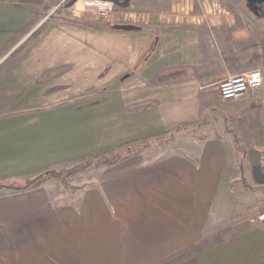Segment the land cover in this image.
<instances>
[{
    "label": "crops",
    "instance_id": "obj_1",
    "mask_svg": "<svg viewBox=\"0 0 264 264\" xmlns=\"http://www.w3.org/2000/svg\"><path fill=\"white\" fill-rule=\"evenodd\" d=\"M64 1H0V62L43 28L0 73V180L180 127L207 136L74 190L1 191L0 264H264V220L250 216L264 196V78L236 99L216 90L264 76V21L246 0H131L122 30L94 23L84 0L53 14Z\"/></svg>",
    "mask_w": 264,
    "mask_h": 264
},
{
    "label": "rangeland",
    "instance_id": "obj_2",
    "mask_svg": "<svg viewBox=\"0 0 264 264\" xmlns=\"http://www.w3.org/2000/svg\"><path fill=\"white\" fill-rule=\"evenodd\" d=\"M62 6V5H61ZM61 6L57 9H54V13H60V8ZM63 7V6H62ZM79 9H83V3L80 4V6H78ZM117 10L123 12V15H119L118 17L120 18H109V19H102L99 18L96 14L95 11L90 10V9H83L82 11H88L91 13H95L97 16V19L95 20L94 23H99V26H105V27H114L116 26L118 28V26L121 25H126L128 23V15L125 13L127 12V8H122V7H118ZM72 16H70L71 18ZM73 19V18H72ZM119 29V28H118ZM38 39L35 38L34 40ZM34 40H28V42L25 43V48L24 50L16 55L14 58H18V56L22 55L27 48L30 47V45L34 42ZM11 54V53H10ZM9 54V55H10ZM9 55L3 59L1 63H5V69L3 71H5L7 69V67L10 66L11 61L9 58ZM2 71V72H3ZM1 73V72H0ZM186 130L183 132H180L178 134L172 135V138H166V140L163 141H157L154 142L153 144L150 145V148L146 151H144L143 153H146V155L149 158H159L162 157L164 154H168V153H175V152H188L190 150L189 147H191L190 145L192 143H195L198 139L204 138L205 134L203 133H199V131L193 127H186ZM121 153L123 152L122 150L120 151ZM89 167V168H88ZM248 168V167H247ZM51 170V169H50ZM97 169H94V167L91 166H87L83 163L80 162H74L71 163L69 165H65V166H60V167H56L54 170L52 169L51 172H53V174H57L58 178L52 179L47 183H52L55 182L56 186L58 188H63V189H77L79 187V184L82 183V177L85 175H88L94 171H96ZM50 172V173H51ZM247 178L249 179V182L253 185L256 184L257 182V171L254 169V166L251 168L247 169V174H246ZM26 181H21L20 179L17 180H8V181H3V183H6L7 185H11V186H20V185H24ZM46 183V184H47ZM256 195V194H255ZM254 201L255 203H252V206H256V208L254 207V211H251L252 213L250 214V216L254 219L259 221L260 217L262 215H264V211L262 210V206L260 203H263L264 201V196H254ZM263 221V220H260Z\"/></svg>",
    "mask_w": 264,
    "mask_h": 264
},
{
    "label": "trees",
    "instance_id": "obj_3",
    "mask_svg": "<svg viewBox=\"0 0 264 264\" xmlns=\"http://www.w3.org/2000/svg\"><path fill=\"white\" fill-rule=\"evenodd\" d=\"M0 1H4V0H0ZM22 1H27V0H22ZM29 1H31V0H29ZM32 1H36L38 3H44L45 2V0H32ZM71 1H73V0H65L63 2L62 6L63 7L66 6ZM42 29L43 28H40L38 31H36L28 40H34L35 38H37L41 34ZM28 40L26 42H28ZM24 46H25V44L17 47L9 55V58H10L9 61L14 60L15 59L14 57L16 55L20 54L24 50V48H25ZM5 65H6L5 63L0 64V72H2L5 69ZM185 128L186 127H180L178 129H176L174 132H168V133L156 135V136H153V137H150L147 139H143L140 141L130 142V143H127V144L121 146L117 150L107 152V153L98 154V155H94V156H89V157L83 158L81 160H78L76 162L83 163L87 166L92 165L94 167V169H100V168H103L106 166H110V165L122 162L131 156L142 154L144 151L148 150L150 148V145L153 144L154 142L163 141V140H166V138L171 139L172 135H175V134H178L180 132L185 131L186 130ZM121 150L123 151L122 153L120 152ZM51 171H52V169L47 170L43 173H40V174H38L32 178H27L25 184L22 186L7 185L6 183H3V181L5 182L6 180L2 179V180H0V192L4 191V190H10V191H16L17 192V191H24V190H29V189H36V188L46 184L50 180L58 178V175L55 173L53 174V172H51ZM241 175H242L243 182L245 183V185H247V178L245 175L244 167L241 168Z\"/></svg>",
    "mask_w": 264,
    "mask_h": 264
},
{
    "label": "built area",
    "instance_id": "obj_4",
    "mask_svg": "<svg viewBox=\"0 0 264 264\" xmlns=\"http://www.w3.org/2000/svg\"><path fill=\"white\" fill-rule=\"evenodd\" d=\"M63 2L55 8H59ZM118 6L111 0H84L83 9H90L96 12L97 16L102 19L120 18L119 15L124 13L117 10ZM263 74L261 70L253 69L243 72L233 77L221 81L216 87L218 96L223 100L236 99L247 92H253L263 84ZM264 220V215L260 217Z\"/></svg>",
    "mask_w": 264,
    "mask_h": 264
},
{
    "label": "water",
    "instance_id": "obj_5",
    "mask_svg": "<svg viewBox=\"0 0 264 264\" xmlns=\"http://www.w3.org/2000/svg\"><path fill=\"white\" fill-rule=\"evenodd\" d=\"M77 0H73L69 3V5H73ZM113 3L120 7H128L131 3V0H111ZM247 6L250 12L255 15L257 18H260L264 21V0H246ZM119 29L122 30H132L133 26L130 25H121L118 26Z\"/></svg>",
    "mask_w": 264,
    "mask_h": 264
}]
</instances>
